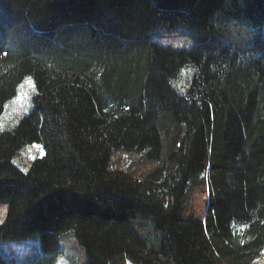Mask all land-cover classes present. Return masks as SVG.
Wrapping results in <instances>:
<instances>
[{
    "label": "trees",
    "instance_id": "1",
    "mask_svg": "<svg viewBox=\"0 0 264 264\" xmlns=\"http://www.w3.org/2000/svg\"><path fill=\"white\" fill-rule=\"evenodd\" d=\"M263 27L264 0H0V117L34 87L0 132V243L36 238L28 264L69 234L88 264H264Z\"/></svg>",
    "mask_w": 264,
    "mask_h": 264
},
{
    "label": "rangeland",
    "instance_id": "2",
    "mask_svg": "<svg viewBox=\"0 0 264 264\" xmlns=\"http://www.w3.org/2000/svg\"><path fill=\"white\" fill-rule=\"evenodd\" d=\"M260 34L264 38V27ZM154 41L162 45H172L174 47H188L186 41L177 35L176 32H168L154 38ZM189 70H184L182 75L178 78L177 84L182 86L183 80L188 76ZM34 93L32 78L26 76L17 88V94L14 98L6 103L5 109L0 117V132L12 130L18 125L20 119L26 116L32 109L31 96ZM42 155L41 146L38 144H30L25 146L17 159L13 163L22 171L28 167V162L36 157ZM17 162V163H16ZM197 202L202 208L206 204L207 198L203 194L197 195ZM6 214V207L0 202V223L3 221ZM59 245L62 250V255L56 264H88L83 251L75 244L72 235H66L59 238ZM0 250L7 264H28L34 260L40 253L41 249L36 238L30 241H23L21 243L16 241H5L0 243ZM24 252H28L27 256H22ZM131 264V263H128Z\"/></svg>",
    "mask_w": 264,
    "mask_h": 264
}]
</instances>
